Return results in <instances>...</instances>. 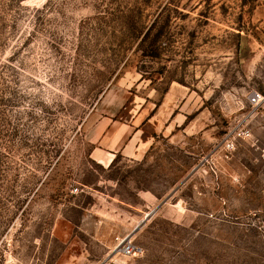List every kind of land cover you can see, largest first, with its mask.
Returning <instances> with one entry per match:
<instances>
[{
  "label": "rangeland",
  "instance_id": "1",
  "mask_svg": "<svg viewBox=\"0 0 264 264\" xmlns=\"http://www.w3.org/2000/svg\"><path fill=\"white\" fill-rule=\"evenodd\" d=\"M102 263L264 264V0H0V264Z\"/></svg>",
  "mask_w": 264,
  "mask_h": 264
},
{
  "label": "built area",
  "instance_id": "2",
  "mask_svg": "<svg viewBox=\"0 0 264 264\" xmlns=\"http://www.w3.org/2000/svg\"><path fill=\"white\" fill-rule=\"evenodd\" d=\"M260 99H261V93L258 91H251L248 95V101L251 104H257L260 101ZM248 135L249 132L247 130L240 129L239 131L233 133V138H242ZM120 244H121L120 251L124 255L133 254L136 250V246L133 243H131L130 240L125 241V239H123L120 242Z\"/></svg>",
  "mask_w": 264,
  "mask_h": 264
},
{
  "label": "water",
  "instance_id": "3",
  "mask_svg": "<svg viewBox=\"0 0 264 264\" xmlns=\"http://www.w3.org/2000/svg\"><path fill=\"white\" fill-rule=\"evenodd\" d=\"M160 205H157L156 207H154L152 210H150L148 213H146L144 219H142L140 221V223H138L136 225V227L133 229V231L131 233H129L127 236H130L134 231H136L141 224H143L147 219H149V217H151L158 209H159ZM103 264V263H102Z\"/></svg>",
  "mask_w": 264,
  "mask_h": 264
},
{
  "label": "crops",
  "instance_id": "4",
  "mask_svg": "<svg viewBox=\"0 0 264 264\" xmlns=\"http://www.w3.org/2000/svg\"><path fill=\"white\" fill-rule=\"evenodd\" d=\"M92 156H93V158L96 160V161H98V162H100V163H102V164H108L109 163V161L111 160V158H102L101 157V155H100V152H98V151H95V152H93L92 153Z\"/></svg>",
  "mask_w": 264,
  "mask_h": 264
}]
</instances>
